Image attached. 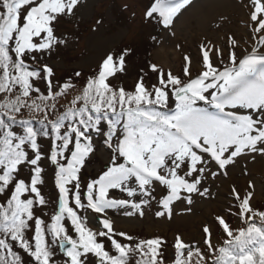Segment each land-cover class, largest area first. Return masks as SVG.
<instances>
[{
    "label": "snow or ice",
    "instance_id": "obj_1",
    "mask_svg": "<svg viewBox=\"0 0 264 264\" xmlns=\"http://www.w3.org/2000/svg\"><path fill=\"white\" fill-rule=\"evenodd\" d=\"M85 3L0 0V264H168L164 237L118 230L109 212L143 218L155 201V216L171 219L176 202L209 197L206 182L227 176L239 158L264 157V0L242 4L250 28L243 55L231 35L226 49L205 38L197 75L185 54L181 74L149 62L131 89L119 82L134 54L127 46L106 51L79 86L80 70L57 78L51 59L73 41L58 26ZM188 4L153 0L144 19L170 30ZM98 146L107 161L84 180ZM49 170L54 200L44 191ZM230 195L241 226L221 213L222 241L208 223L202 241L177 233L171 264H264V210L252 206L251 190L241 195L233 185Z\"/></svg>",
    "mask_w": 264,
    "mask_h": 264
},
{
    "label": "rangeland",
    "instance_id": "obj_2",
    "mask_svg": "<svg viewBox=\"0 0 264 264\" xmlns=\"http://www.w3.org/2000/svg\"><path fill=\"white\" fill-rule=\"evenodd\" d=\"M152 2L153 0H86L75 18L66 19L58 26V34H70L73 41L67 48L60 49L51 59L57 78H62L75 70L91 73L106 51L127 46L136 52L144 41L152 44L148 55L150 61L165 70L171 69L175 72L184 66L183 56L188 54L192 58L193 76L199 73L202 66L198 46L205 38L226 49L227 37L233 36L240 42L236 49L238 56L243 55L242 49L248 47L246 43L250 40V28L247 26L248 9L242 6L247 4L248 0H191L190 4L181 10L170 30H164L155 20L144 19V13ZM124 5H128L127 10L124 9ZM203 7H206L205 22L201 24L196 19L188 18L187 22L182 23L184 16L193 11L198 12ZM96 19H102L104 23L98 32H92L91 27ZM172 32H175L174 36ZM152 36L156 37L155 41L151 39ZM145 61L146 59L138 62L137 56H132L128 67L137 69L136 65L143 66ZM107 158L108 153L98 146L97 153L85 169L82 179L95 178L103 169ZM250 182L253 185L252 189L248 188ZM48 184L55 195L50 178ZM233 185L241 195L248 190L253 191L251 203L254 208L260 203L264 204V157L256 155L254 158L252 156L239 158L234 166L228 168L227 176L221 175L215 180L210 178L206 182V186L211 190L209 197L194 195V203L191 206L176 202L171 219L167 216L160 218L155 216V212L159 210L155 201L150 207L145 208L143 218L126 217L121 213L116 217L110 214L109 216L115 221L118 230L138 235L139 238L162 236L167 243L173 245L174 236L179 233L185 240L202 241V227L208 223L212 227L214 241H222L221 229L216 224L215 216L227 213L228 222L233 228L239 224L236 220L231 223L228 213L230 208L231 211L235 208L234 197L230 195ZM188 208H191V211H188ZM121 222L127 224V228L118 227ZM128 224L133 226L129 228ZM89 226L98 227L95 214L89 213ZM199 246L202 247L203 244ZM167 251L169 252L168 248Z\"/></svg>",
    "mask_w": 264,
    "mask_h": 264
},
{
    "label": "trees",
    "instance_id": "obj_3",
    "mask_svg": "<svg viewBox=\"0 0 264 264\" xmlns=\"http://www.w3.org/2000/svg\"><path fill=\"white\" fill-rule=\"evenodd\" d=\"M145 43H142L141 46H140V49L139 50H136V52H134V54L132 56H137L138 58V62L140 61H144V59H146V61L144 62V65H139L137 67V69H135L134 67H128V64L131 63V60H132V56L128 58L127 60V69H126V73L124 74H119V82H122L123 85L128 88V89H131L136 81V79L138 78L139 74H140V69L143 68L145 71H147V65L149 62L152 63V61H150L148 55H149V50L152 48V44L150 42H146L144 41ZM123 48V47H122ZM132 48V47H131ZM121 49V48H120ZM119 50V49H118ZM151 56V55H150ZM182 68L183 66H181L178 70H175V72H173V74H181L182 72ZM73 72H69L68 74H65L64 76H62V78L60 79H66L67 77L71 76ZM91 73H83V77L78 81V86L80 84L83 83V80H84V77H87L88 75H90ZM151 77H152V81L154 82L155 81V75L154 74H150ZM116 80H113L112 83L113 84H116L115 83ZM118 82V81H117ZM77 93L76 91H72L70 94H69V97L68 99H61L59 101V104L60 105H67L68 104V101L73 97L75 96ZM3 98V94H0V99ZM30 114L27 110H23V117L24 118H29ZM38 126V125H37ZM51 173V174H50ZM52 172L47 171V175H46V180H47V184H46V187L44 188V191L45 193H47L49 195V197L51 199H55V195H53V192H52V189L49 187V184H48V180L50 178V182L52 183V188H53V191H55V188H54V184H53V180H52ZM91 178V177H88L87 180ZM257 209H262L264 210V204H258L256 206ZM46 211H51V208L50 209H46ZM237 211L236 207L232 210V212H235ZM230 213V212H228ZM109 214L111 216H118L119 213H116V212H109ZM229 217L231 219V223L235 222L236 221H239V224L238 226H241V222L239 220V218L235 215H232L231 213L229 214ZM45 219H47V217H45ZM134 235V234H132ZM137 237H139L138 235H135ZM167 248L169 249V252L167 251ZM202 250H204V245L201 247ZM173 252H174V249H173V245H171L170 243H167V245L164 247V255H165V259L166 261L168 262V264H171V260L172 258H170L169 256H173Z\"/></svg>",
    "mask_w": 264,
    "mask_h": 264
},
{
    "label": "bare ground",
    "instance_id": "obj_4",
    "mask_svg": "<svg viewBox=\"0 0 264 264\" xmlns=\"http://www.w3.org/2000/svg\"><path fill=\"white\" fill-rule=\"evenodd\" d=\"M205 11H206V7H203V9L198 11V12H194L193 11V13H190V14L184 16L183 17L184 19L182 18V23L184 24L185 22H187L188 18H192V19H196L199 23L202 24L203 21L205 22V20H206V15H204ZM126 225L127 224L121 222V223H119L118 227L127 228ZM115 226H117V225H115ZM128 226H129V228H131L133 225L132 224H128Z\"/></svg>",
    "mask_w": 264,
    "mask_h": 264
}]
</instances>
